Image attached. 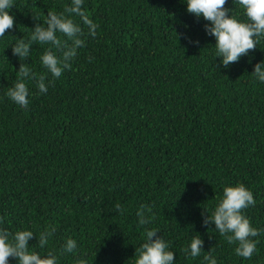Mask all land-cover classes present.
I'll use <instances>...</instances> for the list:
<instances>
[{
	"label": "trees",
	"instance_id": "1",
	"mask_svg": "<svg viewBox=\"0 0 264 264\" xmlns=\"http://www.w3.org/2000/svg\"><path fill=\"white\" fill-rule=\"evenodd\" d=\"M13 2L14 27L0 37V227L37 236L54 227L45 248L34 234L29 251H51L57 264H134L146 229L169 244L175 264H208L209 250L217 264H264V232L245 259L203 223L223 187L242 183L256 202L243 214L264 229V83L251 75L264 62V38L225 68L208 22L185 0H84L97 35L73 17L85 46L46 94L26 80L25 109L6 93L20 63L46 72L48 46L33 45L25 61L11 46L71 0ZM225 7L245 19L235 0ZM142 205L150 224H139ZM194 235L204 241L196 258L183 251Z\"/></svg>",
	"mask_w": 264,
	"mask_h": 264
},
{
	"label": "clouds",
	"instance_id": "2",
	"mask_svg": "<svg viewBox=\"0 0 264 264\" xmlns=\"http://www.w3.org/2000/svg\"><path fill=\"white\" fill-rule=\"evenodd\" d=\"M187 12L197 18L202 17L208 23L205 31L215 38L216 57H221V64L227 68L230 64L238 62L242 56H247L249 50L257 48L259 39L264 38V0H235L242 9L244 20L232 14V9L226 8L227 0H185ZM84 0H71L62 12L48 11L42 23H36L31 28L27 39L17 38L11 46L13 55L20 61L31 55L33 45H47L40 61L46 72L35 73L26 64L20 63L17 79L14 85L8 88L7 97L19 105L27 108L29 105V87L26 83L34 81L36 88L42 94L48 91V85H53L66 69L71 68V61L78 55L77 50L85 46L82 39L84 32L81 23L73 17H79L80 22L88 29V35L95 37L99 27L89 18L84 10ZM14 6L13 0H0V37L5 36L7 30L14 27V17L9 10ZM34 19L38 20V18ZM178 33H176L178 39ZM70 41V43H69ZM199 44V41H190ZM52 79L46 84L48 75ZM264 83V62L254 65L251 74ZM253 193L242 183L223 187L211 215L207 212L203 223H214L215 229L228 243L235 245V254L245 259H251L256 251L258 240L253 238L264 232V229L254 228L243 210L255 206ZM118 212H122L119 203L115 205ZM203 215V213H202ZM140 225L152 223L155 219L152 209L142 205L137 212ZM2 222V221H0ZM55 228H46L38 236L31 230H17L14 233L7 228L0 227V264H8L9 258H15L17 264H57L56 255L49 251L45 255L29 251V241L34 234L39 248H45ZM158 231L146 229L145 240L135 250L134 264H175V253L169 250V244L164 238L157 235ZM204 241L199 235H194L190 245L183 251L192 258L199 257L203 250ZM77 248L74 239H67L64 252L72 253ZM209 254L204 256L208 264H217L215 257ZM75 264H86L84 259H77Z\"/></svg>",
	"mask_w": 264,
	"mask_h": 264
}]
</instances>
